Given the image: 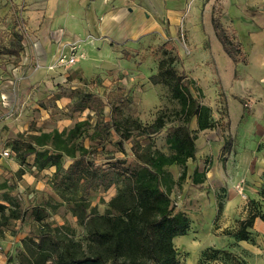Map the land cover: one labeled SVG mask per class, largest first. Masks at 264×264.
I'll return each mask as SVG.
<instances>
[{
  "label": "rangeland",
  "instance_id": "obj_1",
  "mask_svg": "<svg viewBox=\"0 0 264 264\" xmlns=\"http://www.w3.org/2000/svg\"><path fill=\"white\" fill-rule=\"evenodd\" d=\"M192 2L187 0L176 24L165 22L164 31L138 41L118 46L109 43L106 48L96 45L91 56L81 47L85 40L78 41L77 61L81 58L90 61L89 74L84 77L77 63L61 73L52 71L51 85L43 91L46 98L35 99L41 101L43 119L35 113L39 109L29 108L27 103L17 104L22 97L29 96L26 102L34 98L30 94L35 90L30 85L32 72L15 81L7 80L15 99L4 106L1 103L6 100L0 97V169H3L0 205L5 208L0 211V241L9 235L19 238V243L14 242L6 264H61L66 248L76 257L103 252L104 246L96 234L105 228L108 215L126 217L124 210L119 211L121 203L137 210L139 185L162 192L168 199L165 201L168 216L185 219L175 225L179 226V233L171 239L179 264H248L242 256L247 249L239 233L250 215L258 212V201L246 196L242 190L245 182L239 181L235 187L241 197L235 208L237 215L225 219L228 191L208 179L215 169L228 175L232 165L238 162L242 136L238 128L231 127L228 103L237 91V84L230 79L231 69L222 57V45L212 23L206 20L207 8L214 0H197L194 15H191L195 8ZM218 2L223 7L221 21L242 45L246 54V63H242L247 65L250 46L264 42V0ZM15 4L18 3L8 0L12 8L0 16V35L5 43L10 41L14 17L20 13L25 24L22 7ZM239 12L241 19L233 17ZM8 63L11 61L7 57L0 56V68ZM170 63L177 77L184 76L189 92L206 109L208 120L214 124L212 128L201 129L196 117L186 122L183 115L186 108L175 93L177 79H170L164 72ZM243 65L236 66L238 73ZM83 94L93 95L92 106L100 114L88 109L85 101L79 102L74 110L69 106L70 111L57 106L60 96L69 95L72 104ZM244 100L245 111L250 115L252 102L248 98ZM108 102L121 108L119 121L122 129L130 132L123 149L115 133L102 146L96 139L98 116L109 121L112 114ZM230 107L236 115V103L231 102ZM66 116L71 120L63 126L68 121ZM184 128L195 139L194 156L184 164L169 163L178 153L176 137ZM14 141L19 143L17 150L28 151L33 147L36 153L22 158L21 163L19 154L14 152ZM64 148L68 149L67 153ZM135 149L149 163L148 171L143 167L147 163L137 160ZM5 151H10L9 157L2 156ZM10 158L20 165L17 172L8 168L5 160ZM78 161L89 166L93 163L97 175L104 176V182L74 177L65 183L63 178L70 166L67 169L64 166ZM41 163L43 169L39 168ZM129 167L140 170L138 179L124 176ZM50 169L56 170L52 176L44 178L40 174ZM27 174L32 183L24 182ZM159 217V214L154 216Z\"/></svg>",
  "mask_w": 264,
  "mask_h": 264
},
{
  "label": "crops",
  "instance_id": "obj_2",
  "mask_svg": "<svg viewBox=\"0 0 264 264\" xmlns=\"http://www.w3.org/2000/svg\"><path fill=\"white\" fill-rule=\"evenodd\" d=\"M190 1H193L192 6L195 7L191 12V15H194L197 0ZM215 1L218 0H214L207 8V23L211 22ZM14 2L18 3L15 5L22 7L20 12L24 15L25 24L19 13L20 24H23L22 30H25L27 35L23 41L24 50L19 63H8L6 67L0 68V97L6 100L1 101V105H9L15 99L14 90L7 80L31 71L33 84L30 85H34L35 90H32L30 94H34V98L26 102L29 96L22 97L17 104L26 105L27 103L29 108L39 109L40 112L35 111V113L41 115L43 119L44 109L40 106L41 101L35 99L46 98L43 91L51 85L50 79L54 74L45 68L34 70L36 61L44 65L53 63L60 52H68L69 45L82 40L85 41L81 42V47L85 48L88 56H91L96 45H103V48L109 47V43L118 46L124 42L138 41L155 32L160 33L165 30V22L176 24L180 20L182 13L180 10L185 8L187 0H14ZM11 8L8 6V0H0V16L10 12ZM241 15V12L234 13L233 17L241 19ZM237 43L240 44V42ZM258 43L256 42L254 46V42V51L250 46L247 65H243L246 63V54L242 50L245 63L241 62L243 68L239 73L236 71L238 64L235 65L225 51L222 54L231 69L230 79L232 78L237 84V91L228 101L230 123L232 129L238 128L242 136L241 148L238 147L237 153L238 162L231 168V172H236L237 177H234L231 172L228 173L229 177L226 174L222 175L217 169L208 174V179L212 181V184L217 187H226L228 191L225 219L237 215L235 208L240 203L239 198L241 197L235 187L239 181L245 182L242 190L251 200L260 202L264 212V42ZM90 64V61L86 62L82 58L77 63V68L80 67L84 77L89 74ZM61 71L58 72L61 73ZM236 72L238 73L237 79L234 78ZM245 98L252 102L250 115L245 111L247 110ZM231 102L236 103L238 107L236 115L230 107ZM56 103L59 108L67 107L66 110L70 111L68 108L71 106V97L69 95L60 96ZM23 115L24 107L21 117ZM65 120L68 121H64L63 126L70 122L71 117L66 116ZM5 161L11 171L17 172L20 169V165L13 158ZM70 165L71 163L64 167L67 169ZM234 165L237 166L235 170H233ZM2 171L3 169H0V173ZM55 172V169H50L40 174L45 178L46 175L52 176ZM25 181L33 182L29 174L24 175ZM44 181L46 179L41 180L37 186L43 185ZM2 199L0 198V202ZM250 232L252 239L243 241L247 250L242 253V256L248 264H264V221L257 217ZM18 239L8 235L6 239L0 241V264H6L9 251L14 248V242L19 243ZM15 245L18 244L15 243Z\"/></svg>",
  "mask_w": 264,
  "mask_h": 264
},
{
  "label": "trees",
  "instance_id": "obj_3",
  "mask_svg": "<svg viewBox=\"0 0 264 264\" xmlns=\"http://www.w3.org/2000/svg\"><path fill=\"white\" fill-rule=\"evenodd\" d=\"M221 18L222 7L219 5L218 1H215L211 15L214 33L221 43L223 50L232 59L233 63L237 65L245 59L241 45L237 43L229 29L223 25ZM20 25V16L18 14L17 17L12 19L10 41L7 43L2 42L3 38L0 35V56L7 55V59L13 64L19 63L21 54L24 50L23 41L25 39V34ZM171 63L164 69V72L170 79H177L175 93L186 108L183 113L186 117V122L188 123L196 117L201 129L212 128L214 124L208 120L206 109L202 108L199 102L189 92L184 76L181 75L177 77ZM234 78H238L237 72ZM182 86H184V88H182ZM81 101H85L87 103L86 107L91 111H94L96 114L101 113L98 112V108L92 106L94 102L92 94H83L79 100L71 104V109L74 110L75 106H78V103ZM108 105L112 108L110 120L105 121L102 117L100 118V115L98 116L95 126L98 131L96 139L98 140V144L102 146L108 141L111 134L115 133L119 138V146L123 149V145L129 138L128 134L130 132L122 129V124L119 121L121 108L115 106L113 102H108ZM139 127L138 125L137 129H140ZM70 138L71 132L68 138L69 141ZM14 143H16L14 152L19 154L18 158L21 163L24 162L22 158L36 153L33 147H30L28 151L25 149L20 150V148L17 150L16 146H18L19 143L17 141H14ZM176 143L178 153L169 163L184 164L188 158H193L195 153V139L191 136L187 128L182 129V132L178 133ZM64 150L65 152H63L67 153L68 149L64 148ZM135 152L139 163H141V161V164L147 163V165L143 167L148 171L149 163L138 154L136 149ZM82 157L84 158V156ZM79 162H81V166H79ZM52 165L56 164L53 163ZM44 167V163L39 164L40 169ZM93 167V163L89 166V163H84L82 161L74 162L73 165H70L68 168L66 177L63 178V181L65 183H70L71 178L82 177L85 180L97 178L100 183L104 182V176L100 177L97 175ZM124 173V176L127 175L131 180L138 179L140 170L129 167ZM137 192L139 193L137 210L134 211L133 207L128 206L125 202L121 203L122 210L119 211L121 212L124 210L123 212L126 213V217L108 215L105 220V228L96 234L104 246L103 252H96L94 256L76 257V255L69 252L68 248H66L65 258H60L61 264H179L171 239L179 233L180 228L175 225H179V220L184 221L185 219L179 217L171 218L168 216L166 211L167 202H165L168 199L165 198L162 192L152 190L144 185H139ZM252 203L254 204L256 202L253 201ZM257 203L256 206H259L258 212L255 211L252 213L250 218L242 224L239 233L240 240L242 241H250L252 239V233L248 229L253 228V223L257 217L264 221V212L261 209V204L260 202ZM218 209V213H220L222 206L219 205ZM3 210H5V208L0 205V211ZM157 214H159L160 217L154 218Z\"/></svg>",
  "mask_w": 264,
  "mask_h": 264
},
{
  "label": "built area",
  "instance_id": "obj_4",
  "mask_svg": "<svg viewBox=\"0 0 264 264\" xmlns=\"http://www.w3.org/2000/svg\"><path fill=\"white\" fill-rule=\"evenodd\" d=\"M80 53H78L77 44H71L68 53H61L53 63L48 65H44L40 61H36L34 64V70L47 69V71H56V70H66L69 68H73V66L78 63V57ZM21 76H14L12 79L18 80ZM3 157H9L10 151H5L2 153Z\"/></svg>",
  "mask_w": 264,
  "mask_h": 264
}]
</instances>
